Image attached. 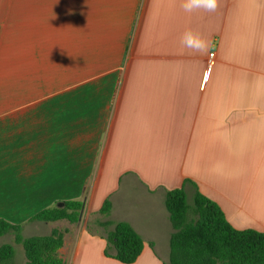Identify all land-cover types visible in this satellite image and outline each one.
Returning a JSON list of instances; mask_svg holds the SVG:
<instances>
[{
    "label": "crops",
    "instance_id": "0c3cea01",
    "mask_svg": "<svg viewBox=\"0 0 264 264\" xmlns=\"http://www.w3.org/2000/svg\"><path fill=\"white\" fill-rule=\"evenodd\" d=\"M181 4L0 0V219L66 231V264H122L105 254L121 221L144 241L133 264H168L164 201L182 187L264 232V0ZM188 28L206 52L181 44ZM69 200L96 229L31 221Z\"/></svg>",
    "mask_w": 264,
    "mask_h": 264
},
{
    "label": "trees",
    "instance_id": "16d2710c",
    "mask_svg": "<svg viewBox=\"0 0 264 264\" xmlns=\"http://www.w3.org/2000/svg\"><path fill=\"white\" fill-rule=\"evenodd\" d=\"M164 203L173 229L168 264H264V232L234 228L219 205L200 192L193 196V207L184 187L167 191ZM111 208L106 200L100 214L108 216ZM83 209L81 200L64 201L40 211L31 221H67L76 225L81 221ZM112 225L114 230L106 236V256L122 264L135 263L144 248L143 238L127 222ZM22 230V225L0 219V237L14 235V242L23 246L26 264H66L59 252L66 231L56 228L49 235L26 238ZM113 247L116 253L111 255ZM15 253L11 243L0 246V264H12Z\"/></svg>",
    "mask_w": 264,
    "mask_h": 264
},
{
    "label": "clouds",
    "instance_id": "9594fccd",
    "mask_svg": "<svg viewBox=\"0 0 264 264\" xmlns=\"http://www.w3.org/2000/svg\"><path fill=\"white\" fill-rule=\"evenodd\" d=\"M181 7L185 13L192 14L203 10L215 12L219 7V0H182ZM181 44L197 53H204L207 50V41L191 28L186 29L181 36Z\"/></svg>",
    "mask_w": 264,
    "mask_h": 264
},
{
    "label": "rangeland",
    "instance_id": "374dc122",
    "mask_svg": "<svg viewBox=\"0 0 264 264\" xmlns=\"http://www.w3.org/2000/svg\"><path fill=\"white\" fill-rule=\"evenodd\" d=\"M190 205L193 207V202H190ZM94 218L93 219L92 218L91 219L90 218H88V219L83 218L78 225H75L72 227L77 229V227L85 226V224L87 223V226L90 230L96 229ZM61 224L65 225V226H70L69 225L70 223H68L67 221H63ZM7 243H11L15 247V251H16L15 257H14V261L16 262L15 264H24V262H26V257H25L23 246L21 244H16L14 242V235L13 234H8V235H4V236L0 237V246L7 244ZM92 264H102V261L101 260L100 261L95 260L92 262Z\"/></svg>",
    "mask_w": 264,
    "mask_h": 264
},
{
    "label": "built area",
    "instance_id": "2783aa9c",
    "mask_svg": "<svg viewBox=\"0 0 264 264\" xmlns=\"http://www.w3.org/2000/svg\"><path fill=\"white\" fill-rule=\"evenodd\" d=\"M213 56H214V54H213V53H211V54H210V58H213Z\"/></svg>",
    "mask_w": 264,
    "mask_h": 264
}]
</instances>
